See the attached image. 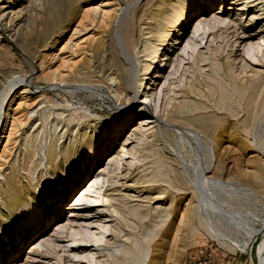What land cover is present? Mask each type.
<instances>
[{
    "label": "rangeland",
    "instance_id": "374dc122",
    "mask_svg": "<svg viewBox=\"0 0 264 264\" xmlns=\"http://www.w3.org/2000/svg\"><path fill=\"white\" fill-rule=\"evenodd\" d=\"M176 1L20 0L19 13L0 24V249L17 238L22 243L3 264H89L78 262L83 247H70V226L99 233L100 223L112 231L90 248L98 264H139L147 251L145 264L264 262V84L260 88L243 62L253 45L260 59L255 68L264 71V0H256L257 7L249 2L245 11L237 9L244 0H225L226 11L222 0H211L205 13L197 12L200 0H187V24L161 51L169 55L156 62L158 75L144 79L153 94L140 113L144 68L163 41L170 24L164 19ZM217 16L226 23L206 32L204 23L193 36L199 22ZM243 31L254 37L240 38ZM117 79L138 89V97L119 95ZM21 88L28 92L15 97ZM150 112L155 127L144 132L125 180L130 166L110 160L133 145L125 139ZM13 117L18 132L4 148ZM223 126L231 140L225 141ZM95 142L97 164L76 182L61 210L48 215L40 231H33L39 215L18 230V203L34 198L41 206L72 189ZM103 169L114 183L106 180L101 193L117 198L118 214L110 202H80L86 189L73 199ZM241 170L252 172L241 176ZM70 206L81 213L70 215ZM61 221L67 226L56 230Z\"/></svg>",
    "mask_w": 264,
    "mask_h": 264
},
{
    "label": "bare ground",
    "instance_id": "6f19581e",
    "mask_svg": "<svg viewBox=\"0 0 264 264\" xmlns=\"http://www.w3.org/2000/svg\"><path fill=\"white\" fill-rule=\"evenodd\" d=\"M186 1L187 0H178V1H176L177 2L176 4L170 5L171 6L170 9H173V11H172L173 14L172 15H169V14L166 15V17L164 19L167 23H170V24H168L169 26H168L167 31L165 32V34L163 33V38H162L163 41H162V43L160 45L153 47V50L151 51V54H150V59L146 62V65H145V68H144L145 71L143 72V79L140 82V86L141 87L144 84V89H143L144 98H142L141 99V102H140V104L142 106L140 108V113L143 112V110L148 106V105H145V103H147V102H150L151 103L150 96L153 94L152 91L150 92V91L146 90V87L149 88L150 86H148V81H144V79H149V81H150L152 79L153 73H155L154 75H158L159 70H157V67L155 65L156 62L157 61L159 62L162 59V57L168 58V55H169L168 51L167 52L165 51V53L163 54L164 56H162V52L161 51L163 49H166V45L169 44V42H170L169 40L172 39V35L174 36V34H175L176 31L179 32L181 30V27L187 24V20H188L187 16H188V14H186L185 13V10L183 9L184 8L183 6L186 3ZM254 1H255V3L254 4L252 3V5L254 7H257L259 5V2L258 1L256 2V0H254ZM19 2H20V0H0V24L4 20H6L7 18H9L10 15L15 14V13H19L18 12L19 9H16V6L18 5ZM200 2H201V5L203 3V6L202 7L200 6ZM200 2H199V6L197 7L198 8L197 9V12L200 11V12H203V13H205L207 11L206 5L210 9L213 6V4L215 3V2H212L211 0H209L207 2L205 0H200ZM224 2H225V0H222L220 2V6L221 7H224L225 8V11H226L227 6L226 5L223 6ZM249 2H253V0H244V1H242L238 5V8L237 9L245 11L248 8V3ZM209 4H211V6H209ZM263 9L264 8L262 7L261 10H263ZM217 12H218V9H217ZM253 14H254L253 16H256L255 15L256 13H253ZM199 17L201 18V17H204V16H201L200 15ZM261 17H262V19H264V11L261 13ZM226 21L227 20H225L224 18H221L220 16L214 17L212 20H209V21H206V20L201 21V22L198 23V26H196L194 28V34H193V36L194 37L200 36V34L198 33L199 32V28H198L199 25H203L205 23L208 26L207 27L208 29H205V31H204V32H206V30L213 29L216 26V23L217 24L218 23H222L224 25V23H226ZM229 23H228V25H229ZM233 25H235V24H233ZM235 27H236V25H235ZM263 31H264V28H263ZM194 37H192V38H194ZM248 37H254V36H252V34H248L246 31H243V35L240 38L246 39ZM177 38H176V42L175 43L178 42L177 41L178 40ZM260 39H262V41H264L263 36H261ZM258 41H260V40H258ZM210 42H209L208 45H206L207 48L210 47V45H211ZM257 46H258L257 49H261L260 48L261 44L259 42H257ZM249 48L250 49H254V53L249 58H247V57L244 58L243 57V60H244L243 62H245L246 64L248 63V65L251 66V67L248 66V67L251 68L250 69L251 78H256V79L259 78L260 80L258 79L259 80L258 83L260 85V88H262L263 87V84H264V76L263 77H260V76H262V74L264 75V73H263L264 71H262V70H260L258 68H255V66L260 65V62H259L260 59H259L257 53H255V50H256L255 49V46L252 45ZM253 58L256 61H254ZM154 67H156V70H153ZM115 85H116V91L118 92L119 95H121V96L122 95H125L126 97L132 98L133 100H135L136 97H138L139 90L138 89H133L132 88V85H127V83L125 82V80L124 81L123 80L121 81V80L117 79ZM27 92H28V89L21 88L18 91V93H16L15 97H20L21 96V98H22V97H24L23 94H25ZM170 103H169V105H170ZM2 105H3V103H2ZM2 105H1V107H2ZM18 106H20V102L18 103ZM172 106H173V104H172ZM8 116H9V110L7 112V117ZM127 117H128V121H129V119L131 118V115H127ZM156 118H157L156 114H154L152 112L147 113V114H145L142 117H139V120H138L139 121L138 122L139 124H138V127L136 128L137 131L134 132V133H132L130 137H128L127 139H125L126 142H125L124 145H126V144L131 145L132 143H133V145H131L129 148L128 147H125V146H122V148H123V150L121 151L122 154L121 155H118L117 154L116 156H113L111 158V160H110L111 161V165H113L114 163L120 164L122 162L123 164H127L128 166H130L128 168L129 170H126V173H124L123 176H122L125 180L127 178H129L130 169L131 168L133 169V166H134V163H135V159H136V154L138 153L137 152L138 151L137 148H138V146L140 144L139 142L140 141H143V139H144V132L145 131H148V130H150V129H152V128L155 127L154 124H155V122L157 120ZM10 125H11V127L9 129V133L6 136V141H5V144H4V148H7L8 147L9 142H10V140H12L13 135L18 132V130L16 129V127H18V126H17V121H16V118L15 117H13L12 123ZM122 127L123 126H120L119 128H122ZM3 133H4V131H2V134ZM222 134H223V137H224L225 141L231 140V138H229L230 137V134L228 133L226 126H223ZM225 137H228V138H225ZM2 139H3V136L1 135L0 136V141ZM113 141L114 140L112 138V141L111 142L113 143ZM98 146H99L98 145V142H95L93 145H91V153H90L89 161L84 164V168L80 171V173H77L76 174L75 172H72L73 174L75 173V175L72 178L73 181H71L72 182L71 183L72 189H67L65 191V193H63V195L61 197H58V198H50V199H48L47 202H45L47 204H43L41 206H40V204H37L36 203V201H35L34 198L27 199V200H24L21 203H18V205L16 206V212H15L16 213L15 217L17 218V223H18L17 224L18 225V230H24L25 228H27L29 222H32V220L34 219L35 215H39L38 216L39 217V220H37V222L35 221L36 228L33 231H37L38 229L40 231V230H42L43 228H45L47 226V224H48L47 216L48 215H51L52 216V214L54 213V211L61 210L62 203L64 202L65 199H67L68 195L70 194V191H72L74 189V187L76 185V182H81L83 179H85L87 176H89L90 173H91V171H92V169L96 166V164H97V158H98V155H99ZM225 155L226 154H222V156H225ZM109 157H111V156H109ZM224 169H225V167L223 165V169L222 170H224ZM251 172H252L251 170H245V171H242L241 170V171H237V174L238 175L240 174L241 176H249V175H251ZM71 176H72V174H71ZM93 177L94 176H91L87 180L86 184L81 189H79L76 192V195L73 197V199L74 198H77L79 196V194L83 193V190L86 189L85 190L86 193L84 195L82 194L80 196V198H79V201L80 202L83 203V201L84 202H88V201L92 200L93 202H95L94 207L97 206V205H99V203L101 201L102 202H104V201L105 202H110L111 205L113 206V211L118 214V211L119 210H118V208L116 207V204H115L118 201L117 198L114 195L109 194V193L108 194L106 193L107 194L106 196H105V193H101V190L104 187V182L106 180L113 181L114 180L113 177L112 176H109V174L107 173L106 169H103L98 174H96L95 179L92 181ZM208 178L211 179L212 177L211 176H208ZM212 179L216 181V180H218L220 178L219 177H215V178H212ZM135 182H137V181L134 180V183ZM88 183H90V185L87 188L86 185ZM113 183H114V181H113ZM7 184L9 185V187L12 186L11 188L14 189L15 184L14 183L12 184L9 181V179H7ZM0 187L2 189L3 188V185L1 184ZM61 187H63V185H61ZM4 191L5 190H2L1 193H4ZM104 191H106V190H104ZM121 202H122V200H121ZM82 203H80L79 205H82ZM117 203H119V202H117ZM123 203H124V201H123ZM126 205H127V203H126ZM117 206H118V204H117ZM162 208H163V205H158V206L155 207L156 210H160ZM78 211H79V208H74V207L70 206V212H69L70 215H78V213H81V212H78ZM98 214H100V212ZM170 214H171V211L168 209L167 210V214H166L165 217L167 218ZM148 215L149 214H147L145 216V218H147ZM186 220H187V214H183L182 215V218H181L182 223H184ZM70 221H74V220H70ZM172 222H173V220L171 219L170 223H172ZM55 225L57 226L56 230H60V229L62 230V228H64V227L67 226L66 224L63 225L62 221L56 223ZM99 226L103 228L102 229L103 232H99V233L98 232H91L88 229H84L83 230L82 227H80V229H81L82 232H79V230H76V229L73 228V226H70V228H72L71 229V233H72L71 235L73 236V239H72L73 241H72V244L70 245V247H76V246L83 247L82 248V252L84 254L82 253V255H80L81 257H80V260L78 261L79 263L80 262H87V260H88V263L89 264H98V263H100V260H97L96 252H93L90 248H95V250H96V247L98 248L99 245H102L103 244V240L105 239V236H104L105 232L106 231H112V228L111 227L109 228L110 225H108V224H105L104 225L102 223H100ZM260 233H261V239L262 238L264 239V230L263 231L260 230ZM79 234H81V239H78V237H77ZM169 234L166 232L164 235L168 237ZM21 238H23V237H21ZM25 239H26V237H25ZM20 240L21 239H18V238H17V240H12L10 242V244H8L9 247L7 246V247H5V249L2 248L4 245L1 247V249H0V264H3L5 262V260L8 258L9 255H11L13 252H16L18 249H20V247L22 245V243H20L21 242ZM263 246L264 245H262V247ZM8 249H12V251L10 253L8 252L9 254L7 253V250ZM145 253L146 254H142L143 258H142V260H141V262L139 264H145L146 263V259H147V257H148L149 254H148V251L145 252ZM71 260H73V259H71ZM260 264H264V262L263 263H260Z\"/></svg>",
    "mask_w": 264,
    "mask_h": 264
}]
</instances>
